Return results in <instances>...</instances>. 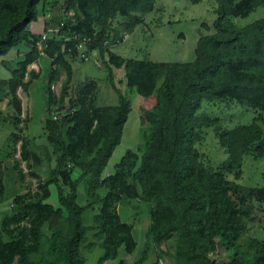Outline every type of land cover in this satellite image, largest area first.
Masks as SVG:
<instances>
[{"label":"trees","instance_id":"trees-1","mask_svg":"<svg viewBox=\"0 0 264 264\" xmlns=\"http://www.w3.org/2000/svg\"><path fill=\"white\" fill-rule=\"evenodd\" d=\"M45 1L48 0H0V57L20 44L33 46L9 82L12 105L18 115L23 110L18 90H27L39 78L31 69L40 52L29 25L38 20L39 6ZM216 1V32L199 39L193 62L125 59L106 50L104 41L112 28L110 21L117 15L130 19L128 28L132 31L140 23L139 14L153 12L155 0H69L70 9L76 14L70 32L78 39L46 43V55L68 75L65 90L72 77L66 56L77 55L79 43L87 38L91 39L89 44L93 48L98 42L103 56L107 52L105 63L109 69L125 70L129 88L143 97L159 93L157 106L146 115L152 128L145 133L140 166L139 154L128 151L115 173L103 181L102 175L122 142L132 112L131 102L116 88L113 75L110 74V83L119 96V105L88 106L87 99L96 89L90 83L80 90L71 113L60 122H50L54 132L51 142L63 154L62 165L66 161L74 163L108 191L100 200L102 209L95 218L104 240L102 262L115 259L122 247L128 253L136 248L132 226L124 223L114 210V204L124 198H137L142 193L143 199L153 204L149 237L155 243L161 244L174 231L180 233V264H217L209 255L221 244L237 246L243 219L251 215L246 200L240 196L234 198L239 188L226 179L224 172L238 168L244 155L257 143L256 154L264 157V128L254 121L222 131L220 142L230 154V162L223 165V171L210 172L200 162L194 147L198 138L195 118L203 102L224 99L235 100L247 109L264 111V18L244 28L229 21V18H247L264 5V0ZM98 25L100 33H96ZM161 80L164 82L158 90ZM14 122L19 123L20 118ZM208 123L210 127L216 121ZM58 173L71 188L68 195L59 189V202L68 216L63 209L55 210L44 203L51 197V183L41 186L35 203L25 204V197L16 198L17 203L25 204L22 211L26 215L18 213L14 217L19 224L18 234L0 242V264H83L78 248L86 233L83 213L87 207L76 202L78 181L71 178L70 171ZM247 198L264 204V188L249 189ZM26 217L30 218L29 224L21 226ZM46 224L51 225L52 238L42 233ZM253 264H264V244H259Z\"/></svg>","mask_w":264,"mask_h":264},{"label":"rangeland","instance_id":"rangeland-1","mask_svg":"<svg viewBox=\"0 0 264 264\" xmlns=\"http://www.w3.org/2000/svg\"><path fill=\"white\" fill-rule=\"evenodd\" d=\"M218 3L216 0H202L193 4L191 0H155L153 12L141 15L140 23L130 31V19L117 15L112 22L104 46L125 59L153 62L188 63L196 58L197 43L201 37L215 34L214 23L217 20ZM38 20L29 25L40 52L38 60L31 66L39 74L27 88L18 90L22 102V114L18 115L12 105L9 82L13 72L32 51V44L23 43L12 48L0 57V242L9 241L16 233L19 224L14 220L25 204L35 203L41 193V186H49L51 197L44 201L55 210L60 205L59 189L68 195L67 186L58 173L70 171L71 178L78 181L77 204L87 207L83 213L85 237L78 248L83 264H180V233L174 231L161 244L149 237L153 222L151 210L153 204L145 201L140 193L137 198H124L114 204L115 212L124 223L132 226L136 248L128 253L124 247L115 259L102 262L104 255L103 236L99 232L96 216L100 214L104 198L108 191L96 184L92 176L80 171L74 163L60 162L63 154L51 142L54 135L50 122H55L52 113L62 114L65 118L78 102L80 90L90 83L96 86L89 95L87 105L92 108L119 105V96L110 83L113 81L123 95L132 104V112L124 128L121 144L116 148L101 180L113 175L117 165L128 151H134L141 158V148L146 144V131L152 128L146 115L157 106L158 91L151 97H143L127 86L124 69L107 67V52L102 55L98 42L93 48L89 43L77 50V55L69 54L66 60L71 64V82L65 90L68 75L65 69L54 63L46 55L44 43L70 38L71 28L76 22V14L70 9L69 0H48L39 6ZM65 10L68 15L64 17ZM97 14L96 11H94ZM264 18V5L257 7L247 18H229L239 28H244ZM65 26H61V23ZM66 27V28H65ZM65 28V29H64ZM101 27L97 26L96 33ZM47 36V40H44ZM94 41V39H93ZM99 41V40H98ZM60 69V73H58ZM29 78L26 79L28 81ZM161 80L158 90L163 84ZM19 123H15L16 118ZM62 118V119H63ZM62 119H59L60 122ZM216 121L208 126L209 121ZM257 121L264 128V111L241 107L235 100L224 99L203 102L195 118L198 138L195 149L199 160L210 172L223 171L222 167L230 162V154L220 142V133ZM258 143L244 155L241 164L232 172H224L226 179L239 188L237 196L244 198L245 206L251 211L250 217L243 219V231L237 246L221 244L209 257L217 264H253V258L259 247L264 244V204L247 198L251 188H264V157L256 154ZM101 181V182H102ZM142 192V191H141ZM25 197V204L16 202V198ZM240 202V201H238ZM26 217L21 226L29 224ZM42 233L52 238L51 225L46 224Z\"/></svg>","mask_w":264,"mask_h":264},{"label":"built area","instance_id":"built-area-1","mask_svg":"<svg viewBox=\"0 0 264 264\" xmlns=\"http://www.w3.org/2000/svg\"><path fill=\"white\" fill-rule=\"evenodd\" d=\"M68 15V12L65 10V15H64V17H66ZM61 26L63 27V26H65V24L62 22L61 23ZM70 38H72V40H77L78 39V36L77 35H75V34H72L71 36H70ZM44 40L45 41H48L47 40V36H44ZM90 41H91V39H87V38H83L82 39V41L79 43V45H78V48H82V47H84L85 45H87L88 43H90ZM46 43L47 42H45L44 43V49H46L47 48V45H46ZM62 114H56V113H52V116H53V119H54V121H58L59 119H62L64 116H61Z\"/></svg>","mask_w":264,"mask_h":264}]
</instances>
